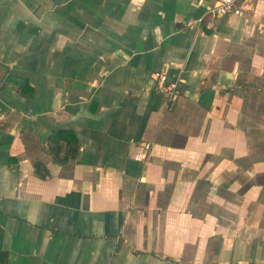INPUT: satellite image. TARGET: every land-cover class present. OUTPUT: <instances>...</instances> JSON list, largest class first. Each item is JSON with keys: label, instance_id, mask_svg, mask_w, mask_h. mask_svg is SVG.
<instances>
[{"label": "crops", "instance_id": "obj_1", "mask_svg": "<svg viewBox=\"0 0 264 264\" xmlns=\"http://www.w3.org/2000/svg\"><path fill=\"white\" fill-rule=\"evenodd\" d=\"M215 1L0 0V264H264V0Z\"/></svg>", "mask_w": 264, "mask_h": 264}, {"label": "built area", "instance_id": "obj_2", "mask_svg": "<svg viewBox=\"0 0 264 264\" xmlns=\"http://www.w3.org/2000/svg\"><path fill=\"white\" fill-rule=\"evenodd\" d=\"M240 2H245V0H216L213 5L206 8L198 22L207 28H211L218 18L229 15H239L241 9V5H239ZM152 79L159 90L168 94L171 101L176 98L178 93L177 88L179 86L178 81H170L167 74L163 71L153 73Z\"/></svg>", "mask_w": 264, "mask_h": 264}]
</instances>
